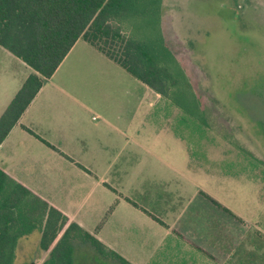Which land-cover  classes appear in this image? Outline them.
Returning <instances> with one entry per match:
<instances>
[{
	"label": "rangeland",
	"instance_id": "rangeland-1",
	"mask_svg": "<svg viewBox=\"0 0 264 264\" xmlns=\"http://www.w3.org/2000/svg\"><path fill=\"white\" fill-rule=\"evenodd\" d=\"M161 30L195 84L204 111L192 116L173 115L170 109L174 105L169 100L158 101L152 96L144 100L132 84L135 79L113 62L110 84L97 88L102 91L105 103L96 102L95 106L112 108L113 128L127 122L130 118L127 114L133 109H148L145 121L164 132L158 145L149 137L150 148L167 162L163 165L166 178L180 184L177 209L190 200L197 209L207 204L206 213L209 208L211 215L222 214L223 219L226 216L230 235L233 227L238 228L244 237L254 238V246L259 248L258 254L256 251L234 254L228 264H237V255L245 263L255 259L264 264V0H162ZM4 97L0 93V110ZM93 113L97 117L98 112ZM173 133L180 139L173 137ZM112 134L116 131L112 130ZM152 163L156 161L149 165ZM36 181L44 191L43 198L70 213L86 230L93 231L99 226L100 238L109 241L106 243L111 248L113 245L131 264L208 262L202 254H182V250L173 254L176 248L166 236L162 238L163 249L153 254L162 242L147 233L148 228L142 229L127 219L122 209L113 218L108 216L106 201L111 196L93 190L92 184L82 189L87 181L85 175L84 179L57 177ZM74 186H78L76 191L72 190ZM200 191L228 205L244 220L243 227L232 215L221 212L203 198ZM203 218L199 216L197 221ZM127 226L138 230L135 234L138 237L129 239L120 235ZM112 230L116 239L113 243ZM39 242L38 231L20 237L15 264L40 259L44 253ZM72 246L74 264H120L102 258L87 242L74 240ZM168 247L173 248L171 253L164 254ZM214 255L220 260L226 254Z\"/></svg>",
	"mask_w": 264,
	"mask_h": 264
},
{
	"label": "crops",
	"instance_id": "crops-1",
	"mask_svg": "<svg viewBox=\"0 0 264 264\" xmlns=\"http://www.w3.org/2000/svg\"><path fill=\"white\" fill-rule=\"evenodd\" d=\"M112 62L92 45L78 39L54 73L44 79L33 101L0 143V167L41 197L44 191L36 179H84L85 175L87 181L82 189L92 184L93 190L99 189L102 194L111 196L106 201L109 204L108 216L113 218L115 212L122 209L127 219L142 229L148 228L147 233L162 242L153 254L163 249V236L174 244L173 254H179L180 250L182 254H202L208 260L205 264H228L234 254H252L254 251L258 254L254 238L244 237L241 230L234 227L230 235L227 217L223 219L222 214L217 213L211 215L209 208L206 213L207 204L197 209L189 200L177 209L180 184L166 178L165 160L150 148L149 137L158 145L164 132L145 121L148 120V109H133L127 114L130 116L127 122L113 128L112 108L95 106L96 102L105 103L102 91L97 88L110 84ZM32 72L29 66L0 46V93L5 96L0 115ZM132 84L140 90L144 100L150 96L158 101L165 99L137 79L132 80ZM94 110L98 112L97 117L93 115ZM170 110L173 115L186 114L176 106ZM112 130L116 134L113 135ZM172 135L180 139L178 134ZM154 160L156 163L149 165ZM64 171L65 177H62ZM76 187L72 190L76 191ZM200 193L221 212L232 215L235 222L243 227L244 220L228 205L204 191ZM47 201L74 221L70 213ZM199 216L204 217L201 222L197 221ZM76 223L83 228L81 222ZM98 227L93 231L83 229L110 247L106 243L109 241L100 238ZM131 228H123L120 235L129 239L138 237L135 235L138 230ZM202 232L204 235L199 236ZM114 236L112 230V243L116 241ZM111 249L117 252L113 245ZM172 249L168 247L164 254L171 253ZM214 254L226 255H221L219 260ZM249 261L245 263L240 255L236 257L237 264H260L255 259Z\"/></svg>",
	"mask_w": 264,
	"mask_h": 264
},
{
	"label": "trees",
	"instance_id": "trees-1",
	"mask_svg": "<svg viewBox=\"0 0 264 264\" xmlns=\"http://www.w3.org/2000/svg\"><path fill=\"white\" fill-rule=\"evenodd\" d=\"M161 8L162 0H0V46L33 70L0 115V143L78 39L187 115L202 113L195 84L163 37ZM33 231L44 254L28 264H74V240L131 264L0 167V264H15L19 238Z\"/></svg>",
	"mask_w": 264,
	"mask_h": 264
}]
</instances>
